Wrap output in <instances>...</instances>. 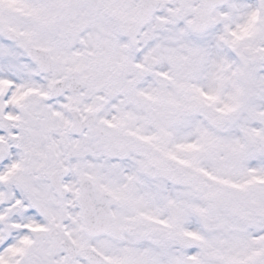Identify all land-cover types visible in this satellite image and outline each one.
Instances as JSON below:
<instances>
[{
  "label": "snow or ice",
  "instance_id": "obj_1",
  "mask_svg": "<svg viewBox=\"0 0 264 264\" xmlns=\"http://www.w3.org/2000/svg\"><path fill=\"white\" fill-rule=\"evenodd\" d=\"M0 264H264V0H0Z\"/></svg>",
  "mask_w": 264,
  "mask_h": 264
}]
</instances>
